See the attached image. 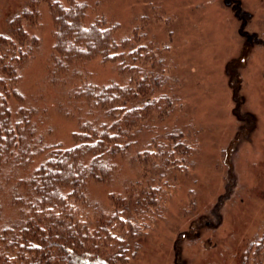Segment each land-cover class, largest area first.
I'll return each instance as SVG.
<instances>
[{
  "label": "trees",
  "instance_id": "trees-1",
  "mask_svg": "<svg viewBox=\"0 0 264 264\" xmlns=\"http://www.w3.org/2000/svg\"><path fill=\"white\" fill-rule=\"evenodd\" d=\"M47 3L51 81L95 58L117 62L130 76L69 89L71 101L58 108L75 121L72 142H52L38 131L36 104L20 88L38 45L27 27L37 23V10L22 9L0 30V264H128L139 250L143 220L159 208L162 184L187 172L197 145L180 124H168L178 98L163 58L140 42L142 34L116 40V25L104 18L84 22L85 2ZM102 29L108 31L101 35ZM123 160L135 165V178L111 191L105 210L89 200L87 186L110 183ZM238 264H264V216Z\"/></svg>",
  "mask_w": 264,
  "mask_h": 264
},
{
  "label": "rangeland",
  "instance_id": "rangeland-1",
  "mask_svg": "<svg viewBox=\"0 0 264 264\" xmlns=\"http://www.w3.org/2000/svg\"><path fill=\"white\" fill-rule=\"evenodd\" d=\"M48 1L67 3L0 0V30L22 9L37 10V23L27 27L38 45L23 66L20 88L36 104L41 135L68 144L75 121L61 109L71 101L69 89L124 83L130 73L95 58L51 81ZM79 1L87 5L86 24L104 18L116 25V40L136 32L141 43L154 46L178 98L168 124H180L197 145L187 172L162 184L159 208L143 220L139 250L128 264H238L264 216V0ZM122 162L110 183L87 186L89 200L105 210L111 191L135 178V165Z\"/></svg>",
  "mask_w": 264,
  "mask_h": 264
},
{
  "label": "snow or ice",
  "instance_id": "snow-or-ice-1",
  "mask_svg": "<svg viewBox=\"0 0 264 264\" xmlns=\"http://www.w3.org/2000/svg\"><path fill=\"white\" fill-rule=\"evenodd\" d=\"M89 31H90V29H88V28H84V29H83V32H85V33L89 32ZM107 31H108L107 29H102V30H101V35L105 34ZM92 46L95 47L94 44H93ZM81 51H83V49H81ZM133 51H135V49H133ZM115 55H117V54H116V53H112V56H115ZM0 79H2V78H0ZM142 79H143V78H142ZM109 87H110V86H109ZM0 95H2V94H0ZM129 111H131V109H129ZM17 123H19V121H17ZM9 131H11V129H9ZM4 139H6V137H4ZM76 147L79 148L80 145H77ZM121 147H122V146H121ZM37 247H39V246L37 245ZM70 251H71V249H70Z\"/></svg>",
  "mask_w": 264,
  "mask_h": 264
}]
</instances>
